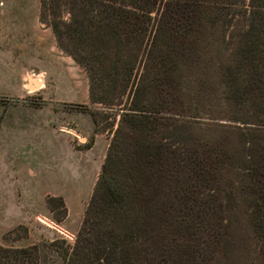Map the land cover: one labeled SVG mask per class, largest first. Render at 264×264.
Instances as JSON below:
<instances>
[{
  "label": "rangeland",
  "instance_id": "rangeland-1",
  "mask_svg": "<svg viewBox=\"0 0 264 264\" xmlns=\"http://www.w3.org/2000/svg\"><path fill=\"white\" fill-rule=\"evenodd\" d=\"M236 2L213 35L205 34L210 49L195 56L186 46L181 62L176 114L161 138L191 153L189 210L158 264H264L252 221L257 194L264 210V61L258 75L252 66L231 74L253 10L252 0ZM10 11L0 5V245H73L120 122L118 107L90 102L86 71L59 49L33 1ZM239 87L249 92L244 101L235 99ZM251 156L260 164L257 186L245 169ZM178 185L145 182L143 204H177ZM49 197L64 200L63 221ZM44 264L62 261L49 254Z\"/></svg>",
  "mask_w": 264,
  "mask_h": 264
},
{
  "label": "trees",
  "instance_id": "trees-1",
  "mask_svg": "<svg viewBox=\"0 0 264 264\" xmlns=\"http://www.w3.org/2000/svg\"><path fill=\"white\" fill-rule=\"evenodd\" d=\"M41 2V23L51 28L59 49L88 75L90 102L111 109L117 106L120 122L75 243L55 240L21 249L0 245V264H44L49 254H56L62 264H158L179 217L189 210L186 185L190 183L191 153L186 146L173 149L161 138L173 125L171 115L176 114L177 86L184 74L181 62L188 54L186 46L195 56L210 49L213 44L208 46L205 34L213 30V35L237 2ZM251 6L249 29L241 34L232 53L234 77L251 66L258 75V65L264 61V0H252ZM246 93L237 88L236 101H244ZM92 115L98 126L100 121ZM247 164L248 176L257 186L260 164L252 156ZM158 181L179 183L174 194L177 204H143L145 182ZM47 203L55 218L63 221L67 215L64 200L49 197ZM252 221L264 255V210L258 194ZM216 226L223 236L225 229L218 220Z\"/></svg>",
  "mask_w": 264,
  "mask_h": 264
},
{
  "label": "crops",
  "instance_id": "crops-1",
  "mask_svg": "<svg viewBox=\"0 0 264 264\" xmlns=\"http://www.w3.org/2000/svg\"><path fill=\"white\" fill-rule=\"evenodd\" d=\"M27 1L28 2L33 1V7L36 9L37 16L39 18L42 7L41 0H0V5H3V7L6 6L9 9V11L11 10L12 12H14L15 10H18L21 6H23V4Z\"/></svg>",
  "mask_w": 264,
  "mask_h": 264
}]
</instances>
